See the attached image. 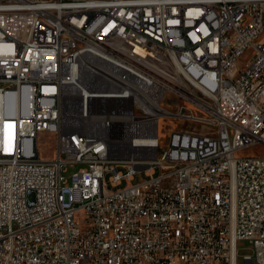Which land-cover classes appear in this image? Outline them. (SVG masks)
Returning a JSON list of instances; mask_svg holds the SVG:
<instances>
[{"label": "built area", "instance_id": "obj_1", "mask_svg": "<svg viewBox=\"0 0 264 264\" xmlns=\"http://www.w3.org/2000/svg\"><path fill=\"white\" fill-rule=\"evenodd\" d=\"M0 46V264H264V0H0Z\"/></svg>", "mask_w": 264, "mask_h": 264}, {"label": "rangeland", "instance_id": "obj_2", "mask_svg": "<svg viewBox=\"0 0 264 264\" xmlns=\"http://www.w3.org/2000/svg\"><path fill=\"white\" fill-rule=\"evenodd\" d=\"M251 57V50H247L244 55L241 58V62L245 63L247 60H249ZM168 98L166 97L165 100L163 101L162 105L165 108H169L170 104L168 102ZM178 124L177 121L171 120L168 118H161L160 123H159V141L160 145L163 148H166L168 144V137L170 132L175 128V126ZM52 136L48 134H40L38 137V147L40 150V157L42 159H52L54 157V143L52 141ZM260 153L264 155V148L263 147H254L250 148L249 150L241 151L237 154V157H244V156H249V155H254ZM79 169V167L75 168H63L61 176L63 179L66 181V185H70L71 177L72 175ZM141 179L144 180L145 177L142 175ZM140 178L136 177L135 183L139 182ZM124 184L121 186L123 187ZM237 255H238V264H245L244 263V257L246 256H251V250L250 246L247 242H239L237 245Z\"/></svg>", "mask_w": 264, "mask_h": 264}, {"label": "bare ground", "instance_id": "obj_3", "mask_svg": "<svg viewBox=\"0 0 264 264\" xmlns=\"http://www.w3.org/2000/svg\"><path fill=\"white\" fill-rule=\"evenodd\" d=\"M4 50L2 49V47L0 46V52H3Z\"/></svg>", "mask_w": 264, "mask_h": 264}]
</instances>
